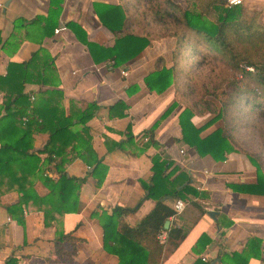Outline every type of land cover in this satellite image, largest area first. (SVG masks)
Returning a JSON list of instances; mask_svg holds the SVG:
<instances>
[{"label":"crops","instance_id":"1","mask_svg":"<svg viewBox=\"0 0 264 264\" xmlns=\"http://www.w3.org/2000/svg\"><path fill=\"white\" fill-rule=\"evenodd\" d=\"M168 1L182 9L186 6L184 0ZM140 3L61 0L50 29L49 25L44 27L43 21L35 20V16L46 15L49 0H0V115L4 114L7 91L16 88L21 74V93L28 96L30 103L40 106L43 116L52 120L56 116L72 117L71 131L82 126L75 120L81 108L87 103L97 106L84 123L90 137L91 150L85 156L88 162L70 149L76 144L74 140L63 153L68 159L63 165L66 174L85 179L77 192L78 210L55 214L52 224L43 226L41 211L31 204L22 205L20 225L0 206V264L11 257L14 264H62L54 250V240L60 232H70L80 239L70 255L73 261L116 264L117 256L102 247L97 215L102 211L110 213L113 206L134 208L118 217V222L120 219L134 227L152 209L155 199L144 197L143 185L150 183L153 158L165 165L163 175L173 187L179 189L187 184L197 192L161 198L171 208L175 199L184 206L167 218L165 237L159 242L164 243L170 227L185 234L174 248L164 243V256L158 264H264V196L230 187L253 183L254 171L233 151L225 154L222 161L197 154L181 139L178 114L184 104L175 96V80L161 92L145 84L149 73L171 66L174 37H151L138 52L117 64L107 50L119 36L146 34L142 30L143 17L149 18L156 11L142 13ZM241 4L257 11L258 22L264 25V0H241ZM111 8H116L122 19L116 26L110 22ZM108 23L117 31H111ZM124 58L125 53L118 55V60ZM20 64L26 65L22 69ZM203 118L196 113L189 120L199 127L205 122ZM209 127L201 130L198 137L217 128ZM0 136H6V131L1 130ZM47 140V132L33 131L32 149L40 150ZM46 156L38 153L39 171L42 176L56 179L52 166L44 163ZM95 161L105 167L103 175L101 169L91 175ZM245 174L248 177L240 182L239 177ZM32 187L39 196L47 192L38 178L33 179ZM18 196L14 190L5 191L0 203L12 205ZM208 210L216 211L213 218L206 214ZM243 255H249L246 262L242 261Z\"/></svg>","mask_w":264,"mask_h":264},{"label":"trees","instance_id":"2","mask_svg":"<svg viewBox=\"0 0 264 264\" xmlns=\"http://www.w3.org/2000/svg\"><path fill=\"white\" fill-rule=\"evenodd\" d=\"M60 2L61 0H49L46 15L35 16V20L43 21L44 27L49 25L51 29L60 11ZM164 2L166 7L154 9L156 13L153 18L159 21L164 20L166 16L167 19L172 18L178 23L180 30L172 29L157 35L148 32L143 36L122 35L116 38L113 46L107 50L113 54L114 62L117 64L143 48L149 38L166 34L173 36L175 40L171 51V66L154 70L145 78L146 86L155 92H161L172 79L175 80L180 64L189 56L199 53L201 57L211 56L219 60L226 70V75L219 76L218 81L213 84V90L224 82L230 85L229 94L220 101L214 115L199 127L191 124L189 120L191 116L196 113L203 114L204 111L213 112L214 109L204 106L202 111H196L194 107L184 104V108L178 114V125L182 141L193 147L197 154L209 155L215 161H222L225 154L234 151V145L225 129L217 127L203 137H198V134L215 120L223 118L228 106L234 104V100L238 98L258 109L261 108V103H264V25L258 22L257 11L250 10L242 4L225 7V0H184L186 5L184 9L171 1ZM116 11V8L110 9V22H115L114 26L122 20ZM108 24L106 26L111 31H117L114 26ZM129 48L130 51L131 49L134 51L131 53L128 51ZM120 53H125L122 60H118ZM25 65L22 64L21 68L23 69ZM236 73H240L241 76L233 79L232 75ZM23 79L24 76L21 74L16 88L7 91L4 114L0 115V131H6V136H0V195L5 191L14 190L19 196L16 203L12 205L0 203V206L16 223L23 225L22 205L31 204L41 211L43 226H49L55 219V214L62 215L78 210L77 192L85 179L66 174L63 165L68 159L63 153L66 146L74 140L76 144L70 149L75 151L78 158L88 162L85 156L91 150L90 137L84 123L92 116L97 106L94 103H87L81 108L75 120L82 126L78 131H71L69 126L72 117L56 116L52 120L51 117L42 115L37 103L29 102L28 96L21 93ZM213 90L210 89V92ZM177 95L175 85V96ZM204 104L210 105L207 101H204ZM33 131L48 133V140L38 151L32 149ZM43 152L47 154L44 163L52 166L57 174L56 179H51L46 174L42 176V172L39 171L41 168L38 153ZM55 157L59 159L55 160ZM247 158L255 168V181L230 184V187L237 192L264 196V177L260 167L253 158ZM164 166L153 158L150 183L143 186L144 197L154 198L155 203L134 227H128L120 219L118 222L121 214L134 208L113 206L110 213L102 211L97 215L102 229V247L106 252L117 256L116 264H158L164 256V243L169 242L168 248H174L185 234L178 228L170 227L166 230L164 243L157 239L160 231H164L163 225L167 218L174 214L172 208L161 198L181 196L185 193L197 195L195 189L187 184L179 189L173 187L172 181H168L167 175H163ZM99 169L103 175L105 167L98 161L93 162L91 175L95 176ZM101 177L97 178L96 184H99ZM35 178H38L47 189L42 196L37 195L32 187ZM78 240L80 239L72 236L70 232H60L54 240V250L62 264H79L70 257L75 252L74 245ZM247 256H241L244 258L243 262H246ZM14 262V258L11 257L3 264Z\"/></svg>","mask_w":264,"mask_h":264},{"label":"rangeland","instance_id":"3","mask_svg":"<svg viewBox=\"0 0 264 264\" xmlns=\"http://www.w3.org/2000/svg\"><path fill=\"white\" fill-rule=\"evenodd\" d=\"M165 0H140L138 7L142 13L147 10L166 7ZM225 6V2H224ZM162 21L153 18L152 14L149 18L143 17L145 20L142 30L154 32H167L180 30L178 23L174 19ZM222 63L211 56L201 57L199 53L189 56L185 62L180 64L179 71L175 74V85L178 95L177 100L183 104L194 107L196 111H202L204 106L214 109L213 112L204 111L203 121L211 118L216 109L230 91V85L221 83L220 87L213 90V84L218 81L219 76H225L226 70ZM232 74V73H231ZM230 75V72H229ZM240 73L232 75L233 79L239 78ZM210 89L213 91L210 92ZM207 101L210 105L204 104ZM261 108H256L251 103H245L240 98L234 100V104L228 106L223 118L215 120L208 129L214 127H223L232 144L234 145V153L243 161H245L250 169L254 171V166L247 157L253 158L264 177V103ZM207 109V108H206ZM248 176L239 177L240 182H244Z\"/></svg>","mask_w":264,"mask_h":264},{"label":"built area","instance_id":"4","mask_svg":"<svg viewBox=\"0 0 264 264\" xmlns=\"http://www.w3.org/2000/svg\"><path fill=\"white\" fill-rule=\"evenodd\" d=\"M238 4H241V0H225V7H230V6L238 5ZM30 99H32L31 96H30ZM183 206H184V203L181 200L175 199L172 203V210L174 213H179L182 210ZM164 237H165L164 231H160V233L157 235V238L160 241H162Z\"/></svg>","mask_w":264,"mask_h":264},{"label":"water","instance_id":"5","mask_svg":"<svg viewBox=\"0 0 264 264\" xmlns=\"http://www.w3.org/2000/svg\"><path fill=\"white\" fill-rule=\"evenodd\" d=\"M6 2H7V1H6ZM6 2L4 3V5L6 4ZM214 213H216V211H212V210H208V211H206V214H207L208 216H210L211 218H213ZM163 226H164V228L167 227V220L165 221V223H164Z\"/></svg>","mask_w":264,"mask_h":264}]
</instances>
